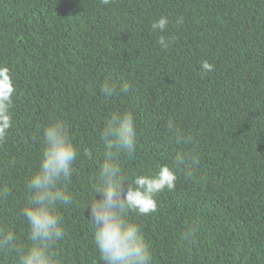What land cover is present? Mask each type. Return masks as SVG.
Here are the masks:
<instances>
[{"label": "trees", "instance_id": "1", "mask_svg": "<svg viewBox=\"0 0 264 264\" xmlns=\"http://www.w3.org/2000/svg\"><path fill=\"white\" fill-rule=\"evenodd\" d=\"M161 16L168 25L154 31ZM0 65L16 88L0 142V231L13 230L18 247L29 243L20 210L43 129L61 119L79 157L55 251L62 264H103L87 216L100 131L110 113L130 111L136 151L120 158L128 182L181 154L196 160L155 197L154 213H130L152 264H264V0H0ZM105 84L116 91L106 95ZM17 260L0 250V264Z\"/></svg>", "mask_w": 264, "mask_h": 264}, {"label": "clouds", "instance_id": "2", "mask_svg": "<svg viewBox=\"0 0 264 264\" xmlns=\"http://www.w3.org/2000/svg\"><path fill=\"white\" fill-rule=\"evenodd\" d=\"M108 4L110 0H102ZM168 17L161 16L151 25L163 32ZM159 45L167 49L171 41L163 35ZM213 65L201 61V69L211 71ZM15 79L7 66L0 65V142L12 126ZM102 91L107 95L115 88L105 84ZM122 91L127 93L128 86ZM43 148L40 163L35 173L26 181L28 192L26 206L20 215L27 224L26 247H18L17 235L13 230L0 231V250L16 252L17 264H62L56 254V246L65 236L64 217L60 208L72 203L69 192L79 150L70 136L66 123L54 119L43 129ZM104 158L100 164L97 182L93 188V199L87 208L89 227L92 229L93 244L103 264H152L150 246L146 243L141 227L130 218V213L146 216L157 210L155 197L174 190L177 173L183 168L191 175L189 161L195 158L178 155L171 165H162L155 175L137 174L128 182L120 164V158L130 157L136 151L137 125L132 112L114 111L106 118L100 131ZM184 137L182 143H190ZM85 155L91 158L90 152ZM5 190V194H6ZM190 234L185 233V238Z\"/></svg>", "mask_w": 264, "mask_h": 264}, {"label": "bare ground", "instance_id": "3", "mask_svg": "<svg viewBox=\"0 0 264 264\" xmlns=\"http://www.w3.org/2000/svg\"><path fill=\"white\" fill-rule=\"evenodd\" d=\"M93 47V46H92Z\"/></svg>", "mask_w": 264, "mask_h": 264}]
</instances>
